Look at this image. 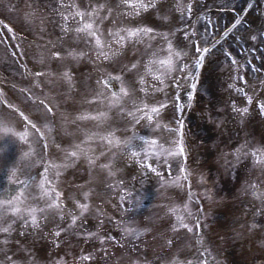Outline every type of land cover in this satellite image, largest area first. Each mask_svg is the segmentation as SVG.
Segmentation results:
<instances>
[{
  "label": "bare ground",
  "instance_id": "bare-ground-1",
  "mask_svg": "<svg viewBox=\"0 0 264 264\" xmlns=\"http://www.w3.org/2000/svg\"><path fill=\"white\" fill-rule=\"evenodd\" d=\"M57 1L60 3V0ZM252 1H254V5L249 11L246 9L243 12L240 11L241 7H247ZM160 2L161 0H157V3ZM189 2L191 0H163V7H157L155 11L148 9L142 11L138 16H134L129 14L133 9L126 2L123 10L117 7L121 0H91L92 4H105L108 8L113 9V16L110 19L113 21L118 20L117 26H120V24L127 26L144 24L158 31L173 33L174 45L185 51L187 58L184 62L189 64H192L197 57L198 50L194 43L196 40H199L200 47H203L212 40L213 36H218L225 27L230 24L232 26L234 18L239 15L238 18L241 24H237L230 37L226 38L218 48L235 41L234 44L229 48L227 47V49H223L226 52L225 54L221 51L222 54L219 53L215 56L218 61L210 71L208 70L209 72L206 73L205 65L202 68V74L201 72L199 73L197 91L210 102L207 109L205 108L206 113L204 115L200 114V100L197 101L196 105L194 104V107L191 104V95L189 94L195 92V89L191 88L190 85L193 78L185 77L181 83L179 99L175 97L172 91L174 85L169 81L160 82L161 92L148 97L150 103L155 100H161L162 97L173 101V104H170L160 114V119L166 125H171V128L154 131L144 121L136 125L134 143L138 149L146 147V142L142 139L145 135L159 136L162 144L171 145L174 141L176 147H178L180 140L179 121L183 120L187 159L185 160L182 153L181 155L179 154L182 159L180 170L178 171L177 169L178 172L170 176L172 178L167 181L175 180L178 183L186 167L192 176L193 189L199 195V200L191 198L187 193L186 180H184L183 184L180 182L183 186L181 189H175L171 183L160 184L158 182L157 187L151 189V191L149 190V193H137L140 192L138 191L139 187L146 186V184L143 185L144 182L140 179V176L144 177L149 168L140 163L136 165L137 160L128 153H117L119 159L114 161V163L120 169V172L113 176L114 178H110L107 168L99 166L107 164L110 158L107 153L98 157L95 168L88 166L86 159L81 158L76 161L78 170L88 174L74 177L70 170L67 172L65 170L62 171L60 178L55 180L54 183L66 195L70 191L78 200L79 198L83 201L91 199L94 206L105 213H109L107 215L110 217V224L106 226L105 223L102 225L96 222L98 213H93L95 215H92V220L87 224H83L82 227L86 231L99 230L101 234L109 237L112 235L121 237L124 235L123 227L117 226L114 220L111 219L112 217H118L120 220L131 221V227L139 224L151 231L145 233L138 240H131V238L126 237L127 245L121 249L111 239L104 243L97 238L89 243L86 238L79 236L78 229L69 230L62 234L63 241H67V243L62 242V246H55L50 227L32 228L25 232L21 229H26L27 226L23 225L22 221L16 220L13 214H10V219L16 220V224L13 227L17 228V225H19V228H17V231L7 234L9 243L6 246L0 245V252H3L8 247V249H11L8 252V256H14L15 259L24 261L19 264H37L36 261H39V263L43 262V264H61V262L63 264H113V261H115V264H127V256L123 254L128 253L129 247L134 245L135 247L132 251L138 250L140 256L148 261V264H169V261L173 259H178L182 262H192V264L196 260L203 261L204 259H208L210 264L213 260L215 264H264V197L253 195L254 192H264V161H257V155L264 156V109L259 106L260 101L264 100V38H261L264 37V0H256V2L255 0H195L192 16L187 15L186 6ZM75 3H77L76 0H71V3H69L72 11ZM88 3L89 0L81 6H85ZM181 4L185 6L183 14L176 9V5ZM34 5L38 6L37 4H31L33 7ZM157 14L163 20L174 18V25L169 21H165L166 25L161 22L158 24L156 20ZM6 18L8 17L6 16ZM33 19L35 20L36 18ZM53 19L56 27L62 26L60 16ZM44 23L43 25H40L39 21L38 23H35V21L31 23L32 27L30 29L32 30L35 27L38 30H34V32L33 30H28L29 28L26 26L19 27V25L15 27L14 24L12 26L7 19H4L0 22V25H3V29H0V35L4 33L9 38L11 33L14 35L15 40L17 34L23 32L32 38L35 37L38 41L44 39L48 41L50 39L48 32H53V29L48 22L44 21ZM8 25H11V28ZM112 26V24H108V27ZM47 28L49 31H47ZM192 28L195 29V32L190 33L187 38L183 37L182 32L189 31ZM253 36L257 38L252 39ZM146 40L147 38L140 40L138 43L130 42V44L135 43L138 49H142ZM147 42L153 49L159 48L161 50L157 54L158 57L167 55L166 44L162 37L154 36L153 39L147 40ZM17 45L20 46L19 42ZM75 45L79 50L87 52L83 42L76 41ZM14 51L16 50L14 49ZM216 51L214 49V52ZM228 51L236 58L235 60L228 56ZM21 53L22 51H18L15 57L22 62L21 55L23 53ZM209 55L211 56L212 53ZM92 57L93 59H88L87 56L83 58L82 61L84 63L79 72L85 74V71L87 72L86 68L90 67V76L92 77L94 88L92 89L90 84L89 88H84L87 91L82 92L80 89L75 91V97L68 95L67 100L74 99L71 107H68L61 98V93L66 91L65 89L67 88L66 82L65 84H60L58 90L54 87L46 89L45 96L49 102L53 103L54 106L58 104V111L53 117L59 123L58 125L62 124L61 112L65 114L64 119L72 121L64 128L62 136H59V138H56L52 133L46 132L44 124L36 120L37 115L33 112V106L29 105L30 102L26 104L23 100L26 96L25 93L20 95L18 92L11 93L7 90L8 85L15 84L16 86L14 76L21 74L24 79L20 78L21 85L18 84L17 88L22 87L21 89L25 88L24 92L32 93L28 86L23 85H27V82L30 83L33 77L34 79L36 78L33 75L34 72H30L31 76L29 80H26L24 72H15V68L10 67L9 73L0 78V88L3 89V91H0V111H5L7 106L4 104V100H8L9 103L17 104L40 125L51 145L46 150H38L37 154L44 162L47 159H53L54 162L57 160L62 161L64 147L76 139L83 138L79 131L81 129L96 132L110 130V128H106L92 118L80 120L78 115H75L82 112L105 110L96 103L83 102L85 98H90L96 91L97 83L107 95H111L112 91H119L122 84L127 86L126 80L118 78L120 76L119 65L109 62L96 63L94 62L95 53L92 54ZM145 60H147V57H145ZM12 61L15 63L14 58ZM41 67H39V70ZM191 70L194 77V71L197 68ZM235 70L237 71L235 73L238 81L236 84L234 82V85L230 88L229 78ZM105 73L113 74L117 78H109L108 83L104 84L102 80ZM166 83L168 84L166 89L169 93L162 91V87ZM248 95L253 96L251 102L247 99ZM181 101L183 106H188V112L192 111L191 115L187 111H182L181 113H184V116L180 117ZM245 107L248 108L247 112L242 111ZM178 115L180 118L176 122ZM202 117H206L205 120L203 118L204 121ZM16 120L15 127L17 131L23 130L26 122H23L22 117H19L18 114ZM79 123L80 128L77 130ZM105 123L114 127L117 130V135L122 138L132 134L131 128L125 130L127 127L126 123L119 122V116L115 111L110 112V116ZM81 124L83 127H81ZM69 132L73 134L71 139L68 135ZM6 135L13 136L10 138V142L13 146L17 144L19 149L17 153L26 150L25 141L21 140L20 144V139L15 133L0 132V147L4 149L3 152H0V197H3V199H8L10 196L15 195L24 186L23 183L17 184L15 181L10 180L9 177L15 175L17 179L22 181L23 177L28 174L23 169V165L16 173H13V164L5 162L9 159L11 163L18 161L20 156L16 153L15 157H8V154L5 153L8 148L6 142H9ZM36 141L37 146L40 147V143H38V140ZM57 145L60 147L58 148ZM252 149L257 151L254 153ZM95 150L97 153L103 152V145L96 144ZM173 152L174 154L172 155H165L167 162H169L167 164L168 167L170 165L174 166V159L179 157V152L174 150ZM129 160H131V163H129ZM30 174L33 177L42 174V164H37L36 168H32ZM201 175L206 178V182L198 179ZM133 177H135L134 181ZM112 179L123 180L124 187L128 188L125 203L129 210L126 213L121 210L120 198L118 201L116 196H110L112 188L109 186L112 184ZM133 183H138L135 185V187L138 186V189L135 190L137 193L135 197L132 196L135 194L134 190H130L134 187ZM205 188L209 190L211 196L204 194L203 190ZM34 191L35 189L31 187L27 189L29 195ZM85 191H90V197L83 196ZM101 199L104 201L103 205L99 203ZM34 202L28 201V203ZM40 203L42 204L43 200ZM181 204L187 205L189 210L186 211L184 207H180L179 213L170 210L171 206ZM201 204L203 205V219L201 224H195L196 219L200 218L198 211L201 210ZM178 215H183L185 218L184 222L192 223L195 227L186 229L178 226ZM7 222L5 220V223ZM93 224H95L94 227L92 226ZM201 230H203L205 246L211 249L210 252H205L204 248L197 244L196 234ZM22 236H26V239L22 240ZM167 239H173L174 246L168 245L166 243ZM109 245L112 246L114 254L110 253L105 256L101 250L107 251ZM85 253L92 256V261L84 258ZM28 256L30 261L27 260ZM0 261L8 264L3 255H0Z\"/></svg>",
  "mask_w": 264,
  "mask_h": 264
},
{
  "label": "snow or ice",
  "instance_id": "snow-or-ice-1",
  "mask_svg": "<svg viewBox=\"0 0 264 264\" xmlns=\"http://www.w3.org/2000/svg\"><path fill=\"white\" fill-rule=\"evenodd\" d=\"M125 2L127 5L132 6L133 11L129 14L138 16L142 11L148 9H155L157 7H163V0L157 3V0H121V3L117 5L118 8L124 9ZM71 3V0H69ZM195 0H191L187 4V15L192 16V8L194 7ZM65 5V0H60V7L63 8ZM184 5H180V10H184ZM63 16L61 20L62 30L64 35L68 36L70 33H75L74 39L78 42H83L84 47L87 52L81 51L78 48H68L64 51H55L53 57L59 60H68L72 67H75V62L87 56L88 59H93L92 54L95 53L96 63L109 62L119 65L120 76L118 78L126 80L127 86L121 85L119 91H112L111 95H107L100 89L99 83L96 84V91L90 96V98H85L84 103H96L101 105L105 110L103 111H93V112H82L78 115L80 120L92 118L98 121L101 125H104L110 130L105 132L89 131L87 129L79 130L82 134V139H76L71 144L64 147L63 160L53 161V159H47L46 162L42 161L38 156V147L36 140L40 141V149L46 150L50 145V141L47 138L45 131L41 130L40 125L33 120L28 113H26L22 108H20L15 103H9L8 100H4V104L7 106L5 111H0V132L3 133H15L16 136L25 141L26 150L20 153L19 160L13 162L12 172L16 173L21 165L23 169L28 172L27 175L23 177V180H19L15 175L9 177L10 180L15 181L17 184L23 183V187L19 191L10 196L8 199H0V245L6 246L9 241L7 239V234L17 231L13 225L16 224V220L22 221L23 225H26V229H21L25 232L31 230L32 228L41 229L43 227H50L52 230L53 243L55 246H62L63 235L69 230H79V236L81 238H86L87 242L91 243L95 239L107 243L109 239L115 241L116 245L120 248H124L127 245L126 237L133 240H138L145 233L151 230L142 227L137 224L135 227H131V221L120 220L118 217H112L117 226L123 227L124 235L117 237L112 235H103L98 231H86L82 225L87 224L92 220V213L98 212L99 215L96 217V222L106 223L109 220V215H105L103 212L99 211V208L92 204L91 199L87 201L78 200L69 191L66 195L62 192L54 183L55 180L60 178L62 171H65L68 167L74 164L81 158H85L87 165L95 168L97 166L96 161L98 157L104 156L105 153L109 155L107 164L99 165L108 169L110 176H115L120 172V169L116 167L114 161L118 160V152L128 153L131 157L138 159L142 165L146 164L148 168L159 172V165L155 164L151 157L164 155H172L175 152L182 153L185 160L187 159V150L184 143V122L179 121V145L176 147L175 142L171 145L162 144L160 137L157 135H145L142 139L146 142V147H140L138 149L137 145L134 143L136 136V125L141 121H144L149 127L154 131L163 130L165 128H171V125H166L162 119H160V114L163 112L173 101L168 100L166 97H162L161 100H155L149 102L148 97L161 92L160 82L169 81L174 87L172 91L177 99L180 97L181 83L185 77L193 78V68H199L203 66L205 55L210 51L209 46L200 47V41L196 40L195 46L199 53V58L196 59L192 64L184 62L186 53L183 49L177 48L173 44V33L158 31L157 29L150 27L148 25H138V26H127L120 24L117 26L118 20L113 21L110 17L113 16V9L108 8L105 4H92L91 0L84 7H80L79 4L74 5L73 11H63L60 13ZM31 19V16L29 17ZM75 20L76 27L71 28L69 22ZM240 21L237 20L231 27L236 28ZM108 24H112V27H108ZM11 28V25H8ZM195 29L192 28L189 31L182 32L183 37H189L190 33H194ZM229 34V30H225L224 36ZM154 36H159L163 38L166 44L167 55L163 57H158V53L161 51L159 48L153 49L152 46L147 42L151 40ZM147 38L142 49H138L135 43L142 39ZM253 36L252 39H256ZM264 38V37H261ZM186 43V40H185ZM219 43V41H217ZM215 47V45H211ZM227 51V50H226ZM132 53V54H130ZM228 56L235 60L236 58L232 56L230 51L227 52ZM147 57V60H145ZM145 64L147 65L145 67ZM72 67L64 66V70L60 73V77L69 85L70 87L73 83V78L75 73L72 71ZM37 77L36 83L39 84L40 88H44V84L40 83V77H46L47 75L55 76L50 69H45L43 67L40 70L33 73ZM199 73L196 72V76ZM109 78H117L113 74L105 73L102 83L107 84ZM51 85L53 81H48ZM192 88L195 89L196 81L193 78L191 84ZM164 88L168 87V84L163 85ZM0 91H3L0 88ZM140 94V95H138ZM31 96V93H29ZM189 95L194 96L195 92ZM43 105L45 106L48 113L55 115L58 111V104L54 106L50 103L47 98L41 97ZM247 99L249 102L253 100L252 95H248ZM68 107L72 106L73 101L65 100ZM260 108L264 109V100L259 103ZM181 109L183 108V102L180 103ZM115 111L119 116L120 123H126L127 128L132 129V134L121 137L117 135V130L111 127L110 124L105 123L110 112ZM243 112H247L248 108L242 109ZM22 117L23 122L26 125L23 130L17 131L15 124L17 122L16 116ZM65 114L61 112V123L63 126L67 127L72 121L64 119ZM130 118V119H129ZM45 127L51 131L54 124L49 122ZM29 128L36 130V140H34L32 132ZM175 130V129H172ZM69 138H72V133H68ZM102 144L104 151L97 153L95 150L96 144ZM59 148L60 146L57 145ZM4 149L0 147V152ZM255 153L257 150L252 149ZM147 153V158H141L143 153ZM257 161H264V156L257 155ZM131 163V160H129ZM42 164V174H38L37 177H33L30 174V170L36 165ZM171 169L169 168V171ZM133 181L135 177L132 178ZM181 179L187 181V193L191 198L199 200V195L193 189L192 176L187 171L182 174ZM198 179L202 182H206V178L201 175ZM113 183L117 184L119 187L123 188V193L120 195L121 210L123 212H128V206L125 203L126 196L128 194V188L124 187L123 180H113ZM172 183L176 184L177 181H165V184ZM31 187L35 191L29 195L27 189ZM206 196H211V193L207 188L204 190ZM90 191H85L83 193L84 197H90ZM253 195H260L264 197V192H254ZM43 200V203L40 202ZM28 201H35L34 203H28ZM103 205L104 201L101 199L99 201ZM180 207H184L188 211L187 205H173L171 206V211H176L179 213ZM203 205L201 204V210L198 211L199 219H196L195 224H201ZM10 214L16 217V220L8 219ZM87 214V219L85 218ZM5 220L8 222L5 223ZM185 218L183 215L177 216L178 226H182L186 229H193L195 227L192 223H185ZM93 227L95 224L92 225ZM255 227V226H254ZM21 239H26V236H22ZM197 244L204 248L205 252H210L211 249L205 246V239L203 235V230L196 234ZM166 243L170 246H174L173 239H167ZM19 246V245H18ZM135 246L129 247V252L123 255L127 256V264H148L142 256H140L139 251H132ZM11 249H5L0 252V255L5 257V261L8 264H18V261L14 256H8V252ZM105 256L110 253L114 254L111 245L108 246L107 251H103ZM139 257V258H137ZM87 260L92 261V256L85 253ZM0 264H4V261H0ZM63 264V262H61ZM115 264V261H113ZM169 264H192V262H182L178 259H173L169 261ZM194 264H210L208 259L203 261L196 260ZM211 264H215V261H211Z\"/></svg>",
  "mask_w": 264,
  "mask_h": 264
},
{
  "label": "rangeland",
  "instance_id": "rangeland-1",
  "mask_svg": "<svg viewBox=\"0 0 264 264\" xmlns=\"http://www.w3.org/2000/svg\"><path fill=\"white\" fill-rule=\"evenodd\" d=\"M77 3L79 4L80 7H84L81 5H84L86 3V1L88 2V0H76ZM31 4H37L38 6H31ZM7 7V10H6ZM60 7V3L57 0H11L9 2V0H0V19L4 20L7 19L13 26H26L28 27L30 31H36L37 28L33 27L32 30L30 29V27H32L31 23H33L35 21V23L39 21L40 25L45 24L44 21L48 22L52 29L53 32L49 31L47 28V31H49V35H50V39H44L41 41H38L35 37L32 38L30 37L27 33H23L20 32L19 34H17V37H15V41H13L14 39V35L13 34H9V38H7L4 33L2 35H0V78L4 77L5 74L9 73V69L10 67H14L15 68V72L19 71V73L24 72V76L26 80H29L31 74L30 72H35L39 70V67H43L45 69H50L52 73H55V76L52 75H47L46 77L43 78H39L40 79V83H43V79H44V88L41 89L39 84L37 85L36 80L37 77L34 79H32V81L30 83L27 82V85L32 93L31 96L29 95V93L24 92V89H21L22 87L17 88L18 84H20L21 79L23 78L21 76V74H16L15 77V84L13 85H8V90L13 93H19L20 95H22L23 93H25V97L23 98L24 102L27 104L28 102H30V106L33 105L34 108V112L35 113H39V112H43L40 113L41 116L45 115L44 111H45V106L43 105V103L41 104L40 101L42 102L41 97L45 98V91L46 89L49 88H55V89H59V85L61 84V82H63L64 80L60 77V73L64 70V66L67 65L68 67H72L71 63L64 59V60H59V59H55L53 57V53L55 51H64L68 48H74L73 47V43H74V39L71 38L70 34L68 36L64 35V31L62 30V26L56 27V25L54 24V19L53 18H59L62 20L63 16L60 15L61 12L63 11H70V6H69V1L65 0V5L63 8H59ZM176 9L179 13H184L185 11H181L180 10V5H176ZM6 10V12H5ZM2 16V18H1ZM6 16L8 18H6ZM31 16V19H29V17ZM159 17V16H158ZM164 17V16H163ZM33 18H36L35 20ZM34 20V21H33ZM174 20V18H173ZM188 20V18H187ZM1 22V21H0ZM179 23V22H177ZM70 27L72 28V24L73 21L69 22ZM177 26V25H176ZM3 25H0V29L2 28ZM23 29H25L24 27H22ZM4 31V30H1ZM20 31V30H19ZM27 31V30H26ZM34 31V32H35ZM38 31V30H37ZM11 32V31H10ZM21 38V40H19ZM25 41V42H24ZM19 42V51H22L23 55L22 59L23 61H19L18 59H16L15 54L18 52V48H17V43ZM16 51H14V49ZM16 52V53H15ZM38 52V53H36ZM21 53V54H22ZM24 57V58H23ZM15 59V63L12 61V59ZM77 61L75 62V67L77 68L78 64H76ZM75 67H72V71L75 72ZM77 77V72L76 75L73 78V83L72 86L70 88V90H66L64 92H62L61 94V98L63 101H65L68 98V95H73L76 91V83H75V79ZM24 79V78H23ZM48 81H53V84H49ZM88 86V80H87V76L86 78L83 79V81H81V85H80V89L82 88L84 90V88H87ZM27 93V94H26ZM23 97V96H21ZM71 100V99H70ZM206 99H202L201 101V109L204 107H207L208 104H210V102ZM204 113L203 110L200 111V114ZM40 114L38 116H40ZM204 117H202L203 120ZM206 118V117H205ZM204 118V120H205ZM203 120V121H204ZM41 123L47 124V120L46 118H44L42 120L41 118ZM210 123V122H209ZM65 128V126L62 129ZM80 128V127H79ZM79 128H76L77 130ZM61 129H59V131H61ZM54 134L56 133V137L59 136V134L57 133V131H50L49 133ZM60 135H62V133H60ZM10 141V140H9ZM8 147L12 146L11 142H6ZM9 155V154H8ZM75 164V163H74ZM72 164L70 167H68L66 170H70L73 174L74 177L76 176H80V175H86L88 173L85 174V172L83 173L81 170H78L75 167V165ZM85 169V167H84ZM91 176V175H90ZM86 178V177H85ZM144 178V179H143ZM140 179L144 182V184H146V186H141L138 189V186L135 187L136 184L138 183H133L132 185L134 186L132 189H130L131 191L134 190V193L132 196L135 197V195H137V193L140 194H146L148 193V190L151 191V189H155V185H157L156 181H158L159 179L154 178V176H152L151 174H146L144 175V177L140 176ZM162 180H160L161 182ZM113 183V182H112ZM117 185V184H116ZM115 185V187H117ZM112 188V191L117 192V188L113 186H109ZM140 191V192H135V190ZM120 198V196H118ZM80 200V198H79ZM87 200V199H86ZM133 200V199H132ZM100 212H103L101 210H99ZM93 213H98V212H93ZM92 215L94 216L95 214ZM105 215L109 214V213H105L103 212ZM99 215V213H98ZM87 218V214L85 216ZM9 218H11V216H9ZM113 222V221H112ZM102 225L104 223H101ZM108 224H110V221L108 220V222L105 223V225L107 226ZM132 240V239H131ZM8 249V247H6ZM1 251V249H0ZM26 256V254H25ZM29 256L27 257V260H29ZM17 260V259H16ZM18 264L21 262H24L22 259L21 260H17ZM30 261V260H29ZM36 263L38 264L39 261H36ZM39 264H43V262L39 263Z\"/></svg>",
  "mask_w": 264,
  "mask_h": 264
}]
</instances>
